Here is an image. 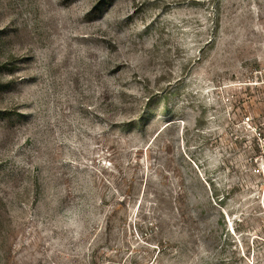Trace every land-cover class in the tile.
<instances>
[{
	"label": "rangeland",
	"instance_id": "rangeland-1",
	"mask_svg": "<svg viewBox=\"0 0 264 264\" xmlns=\"http://www.w3.org/2000/svg\"><path fill=\"white\" fill-rule=\"evenodd\" d=\"M0 264H264V0H0Z\"/></svg>",
	"mask_w": 264,
	"mask_h": 264
}]
</instances>
